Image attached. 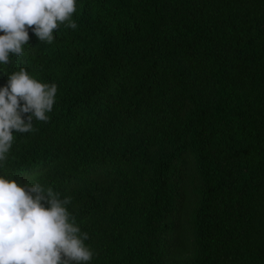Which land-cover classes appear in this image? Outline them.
<instances>
[{
	"label": "trees",
	"instance_id": "16d2710c",
	"mask_svg": "<svg viewBox=\"0 0 264 264\" xmlns=\"http://www.w3.org/2000/svg\"><path fill=\"white\" fill-rule=\"evenodd\" d=\"M72 19L0 64V88L20 68L57 85L0 175L72 197L88 264H264V0H76Z\"/></svg>",
	"mask_w": 264,
	"mask_h": 264
},
{
	"label": "clouds",
	"instance_id": "9594fccd",
	"mask_svg": "<svg viewBox=\"0 0 264 264\" xmlns=\"http://www.w3.org/2000/svg\"><path fill=\"white\" fill-rule=\"evenodd\" d=\"M75 12L76 0H0V64L8 65L10 54H24L29 28L47 44L60 25L75 30ZM56 94L55 83H41L24 68L9 76L0 88V162L8 159L13 130L30 133L34 119L50 120ZM71 203V196L61 198L52 187H21L0 175V264H88L94 256L85 244L89 234L68 210Z\"/></svg>",
	"mask_w": 264,
	"mask_h": 264
}]
</instances>
